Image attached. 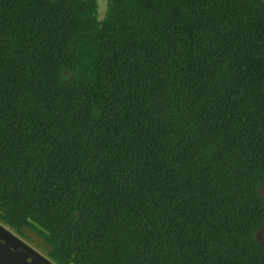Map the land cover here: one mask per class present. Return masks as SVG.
<instances>
[{
    "label": "trees",
    "instance_id": "16d2710c",
    "mask_svg": "<svg viewBox=\"0 0 264 264\" xmlns=\"http://www.w3.org/2000/svg\"><path fill=\"white\" fill-rule=\"evenodd\" d=\"M98 10L0 0V221L56 264H264V0Z\"/></svg>",
    "mask_w": 264,
    "mask_h": 264
},
{
    "label": "water",
    "instance_id": "95a60500",
    "mask_svg": "<svg viewBox=\"0 0 264 264\" xmlns=\"http://www.w3.org/2000/svg\"><path fill=\"white\" fill-rule=\"evenodd\" d=\"M29 221L38 229L47 232L34 220L29 219ZM21 232L31 241L30 243L0 222V264H56L34 246L44 245L51 248L44 237L27 225L21 228Z\"/></svg>",
    "mask_w": 264,
    "mask_h": 264
},
{
    "label": "rangeland",
    "instance_id": "374dc122",
    "mask_svg": "<svg viewBox=\"0 0 264 264\" xmlns=\"http://www.w3.org/2000/svg\"><path fill=\"white\" fill-rule=\"evenodd\" d=\"M98 2V6H99V17L102 18L103 16H105L107 10H108V3L109 0H97ZM1 222V221H0ZM13 232H15L12 229ZM16 233V232H15ZM17 235H19L18 233H16ZM20 236V235H19ZM21 237V236H20ZM44 253V252H43ZM45 254V253H44Z\"/></svg>",
    "mask_w": 264,
    "mask_h": 264
},
{
    "label": "flooded vegetation",
    "instance_id": "af4514ba",
    "mask_svg": "<svg viewBox=\"0 0 264 264\" xmlns=\"http://www.w3.org/2000/svg\"><path fill=\"white\" fill-rule=\"evenodd\" d=\"M19 236V235H18ZM20 237V236H19ZM21 238H23L26 242H28V243H30L31 241L30 240H27V239H25L24 237H22L21 236ZM33 244V243H32ZM39 251H41L39 248L41 247V246H36V245H34ZM42 252V251H41ZM43 253V252H42ZM46 255V254H45ZM47 256V255H46ZM48 257V256H47ZM52 260V259H51ZM53 261V260H52Z\"/></svg>",
    "mask_w": 264,
    "mask_h": 264
}]
</instances>
